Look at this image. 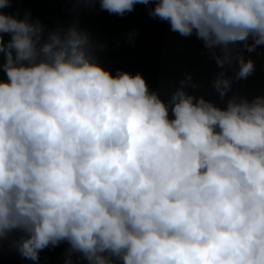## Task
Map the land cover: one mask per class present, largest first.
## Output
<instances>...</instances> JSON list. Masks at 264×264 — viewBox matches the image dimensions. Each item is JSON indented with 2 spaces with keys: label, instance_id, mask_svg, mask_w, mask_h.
<instances>
[{
  "label": "clouds",
  "instance_id": "obj_1",
  "mask_svg": "<svg viewBox=\"0 0 264 264\" xmlns=\"http://www.w3.org/2000/svg\"><path fill=\"white\" fill-rule=\"evenodd\" d=\"M12 2L0 0V249L19 233L10 246L32 261L67 242L87 264H264V97L221 110L180 88L165 104L139 73L100 66L77 26L45 40L39 21L4 13ZM84 2L120 16L154 5L219 67L238 61L237 80L254 62L232 46L264 45V0ZM230 87L221 72L215 90Z\"/></svg>",
  "mask_w": 264,
  "mask_h": 264
},
{
  "label": "trees",
  "instance_id": "obj_2",
  "mask_svg": "<svg viewBox=\"0 0 264 264\" xmlns=\"http://www.w3.org/2000/svg\"><path fill=\"white\" fill-rule=\"evenodd\" d=\"M154 5L137 4L134 11L120 16L110 14L100 8L99 3H88L84 0H13L4 13L17 19L29 16L30 22L44 27V39L57 29L66 30L77 26L88 34L95 46L93 54L96 62L113 76L118 71L136 75L139 73L146 81L149 91L154 92L159 57L162 50L166 21L149 16V9ZM10 40L4 34V43ZM6 80V75L0 73ZM14 233L3 241L2 248L11 245L17 238ZM67 242L56 247H48L39 253V260L32 261L20 256L12 249L9 252L0 250V264H87L79 254H67ZM114 264H120L114 261Z\"/></svg>",
  "mask_w": 264,
  "mask_h": 264
},
{
  "label": "water",
  "instance_id": "obj_3",
  "mask_svg": "<svg viewBox=\"0 0 264 264\" xmlns=\"http://www.w3.org/2000/svg\"><path fill=\"white\" fill-rule=\"evenodd\" d=\"M249 44L252 40L249 39ZM235 52L242 55L245 61L254 62V71L247 78L237 80L238 61L231 66L221 68L217 65L211 52L196 35L184 37L170 29L167 22L162 50L156 73L154 92L165 103L169 104L172 95L182 88L187 94L211 102L215 107L226 110L232 97L246 99L251 102L256 97H264V45L257 46L254 51H247L243 43L232 46ZM220 55L219 49L216 50ZM0 59H3L0 57ZM221 72L231 80L230 90L221 98L214 88V81ZM190 77V80H189ZM181 81H186L181 84ZM169 118H174L169 109ZM11 246L0 249L9 252Z\"/></svg>",
  "mask_w": 264,
  "mask_h": 264
}]
</instances>
